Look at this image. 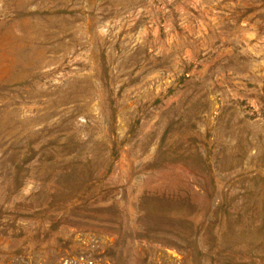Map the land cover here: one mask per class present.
<instances>
[{"label":"rangeland","instance_id":"1","mask_svg":"<svg viewBox=\"0 0 264 264\" xmlns=\"http://www.w3.org/2000/svg\"><path fill=\"white\" fill-rule=\"evenodd\" d=\"M0 264H264V0H0Z\"/></svg>","mask_w":264,"mask_h":264}]
</instances>
